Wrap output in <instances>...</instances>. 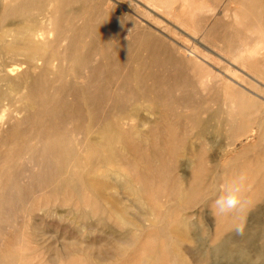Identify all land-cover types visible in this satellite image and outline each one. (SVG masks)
Returning <instances> with one entry per match:
<instances>
[{
    "label": "rangeland",
    "instance_id": "rangeland-1",
    "mask_svg": "<svg viewBox=\"0 0 264 264\" xmlns=\"http://www.w3.org/2000/svg\"><path fill=\"white\" fill-rule=\"evenodd\" d=\"M223 7L0 0V35L51 28L41 51L0 52V264H264V36L236 35ZM254 22L248 11L243 23ZM3 38L0 48L13 36ZM185 39L209 56L188 82L171 58ZM207 73L216 81L200 84ZM241 170L249 209L215 216L214 198Z\"/></svg>",
    "mask_w": 264,
    "mask_h": 264
},
{
    "label": "bare ground",
    "instance_id": "bare-ground-1",
    "mask_svg": "<svg viewBox=\"0 0 264 264\" xmlns=\"http://www.w3.org/2000/svg\"><path fill=\"white\" fill-rule=\"evenodd\" d=\"M5 2L7 0H4ZM187 0H182V3L186 2ZM247 2L248 0H221V2L223 3V9L221 10L222 12V17L224 19H227V18H230L232 17L236 22H237V31H236V35H240L242 36L243 34H245L246 36H250L251 38H261L262 36H264V25H262L261 21H260V15L258 14V9L257 7L261 8V7H264V1L262 0H250L252 3H254V6H255V10H251L249 9V15L250 17L252 18L253 21H255L253 24H245L243 23V19L246 18V14H247V7L245 5H243L241 2ZM108 2V1H107ZM110 2V1H109ZM159 3L155 2L153 3V6H156V8H159L157 6ZM232 4V5H231ZM108 5V4H106ZM226 5H228V8L226 7ZM238 5V6H237ZM233 6V9H232V13L230 14L229 13V7H232ZM132 12V11H131ZM44 20L46 21V24L47 26H52V21H53V15L52 13H49L48 15L45 16ZM183 24L184 26H187L185 25V23H181ZM189 28V26H188ZM192 30V33L193 35L196 33H198L199 30L197 29H191ZM9 32V33H8ZM12 32V33H11ZM132 32V31H131ZM51 33V28H47V29H43V28H36V26H33L32 24H22L20 26H18L17 28L15 29H9V30H6L4 31L3 33H1V37H0V42L3 43L4 42V38H3V34L5 35H12L13 36V39H10V41H8L6 44H2V47L0 48V52H10V53H27V54H32L33 52H38V51H41L43 50L42 47H44V45L47 44L48 42V36L50 35ZM154 33V32H153ZM201 33V34H200ZM199 34L201 35V38L204 39L207 35H206V32L203 30L201 31ZM125 37L127 36V33H125ZM199 35V36H200ZM154 36V35H153ZM194 37V36H192ZM112 40V39H111ZM21 42L24 46L19 48L17 47L16 43H19ZM203 46V45H202ZM201 46V47H202ZM222 51H224L226 53V55L228 54V49L222 47L220 48ZM221 54V53H220ZM173 60V63L175 64V67H178V68H183V69H187L186 73L183 78H184V81L185 82H188L190 81V79L192 80V77L189 76V72L192 74L193 70H194V67H196L197 65L201 67L202 63L200 62L201 59L205 60L209 58L208 56V52H206L203 48L200 50L199 47L193 43L192 41L190 42L188 39H185V43H182L180 44L177 49H176V53L175 55L171 57ZM212 59V58H211ZM172 63V64H173ZM22 65V64H21ZM11 68V67H10ZM15 69V68H14ZM10 70V69H9ZM18 70V69H17ZM228 72H224L226 75L229 76L228 73H232V69H227ZM11 73V72H9ZM132 73V72H131ZM220 77V79H223L224 80V77L223 76H218ZM216 78L214 76H212L210 73H207L205 75H203L201 78H200V84L201 83H206V84H210V83H213V81L215 82ZM22 91V89L20 90ZM17 96V95H16ZM264 99V98H262ZM16 104V103H15ZM31 106V105H29ZM146 107V106H145ZM1 111V110H0ZM3 111V110H2ZM2 114V112H1ZM0 114V115H1ZM17 115V114H16ZM262 117V116H261ZM2 119V118H0ZM129 120V119H128ZM126 120L123 122V126H128L129 124V121ZM140 129V128H139ZM250 132L245 135L243 138L239 139L236 143H234L233 145V149H236L237 147L239 146H243V145H246L248 144L249 142H252L254 140V137H256V133H257V128L253 127L249 130ZM234 152V150H232ZM226 155V153L224 154ZM223 157V155H222ZM221 158V157H220ZM219 158V159H220ZM222 159V158H221ZM221 161V160H220ZM108 177V176H107ZM104 185V184H103ZM79 195V194H78ZM147 196V195H146ZM73 206V205H72ZM65 210V209H64ZM53 212V211H52ZM68 212V211H67ZM59 218V217H57ZM69 221V220H68ZM41 222V221H40ZM59 223V222H58ZM63 223V222H62ZM67 223V222H66ZM40 224V223H39ZM61 225V224H60ZM38 227V226H37ZM36 227V228H37ZM40 227V226H39ZM49 227V226H48ZM52 227V226H51ZM178 229L177 231H181V235L184 236V233L185 231L188 229V226L185 224V223H180L178 224ZM53 228V227H52ZM64 228V226H63ZM43 229V228H42ZM46 229V228H45ZM65 229V228H64ZM69 229V228H68ZM34 230V229H33ZM39 230V231H38ZM48 230V229H47ZM52 230V229H51ZM59 230H60V227H59ZM38 233L41 231L40 229H37ZM45 231V230H44ZM62 231H66V230H60V232ZM69 231V230H68ZM35 232V231H34ZM47 231H45V234H46ZM59 232V233H60ZM42 233V231H41ZM49 233V232H47ZM58 233V234H59ZM63 233V232H62ZM70 233V232H69ZM35 234V233H34ZM44 234V233H43ZM50 234V233H49ZM49 234L48 237L50 236ZM62 235V234H60ZM69 235V234H68ZM38 236V235H37ZM44 236V235H43ZM51 237H53L51 235ZM55 237V235H54ZM53 237V238H54ZM60 237V236H59ZM40 242H41V238H40V235L39 237H37ZM62 238V236H61ZM60 238V239H61ZM74 238V237H73ZM35 239V238H34ZM48 239V238H47ZM45 239V240H47ZM55 239V238H54ZM64 239V238H62ZM71 239V238H70ZM1 240V239H0ZM43 240V239H42ZM59 241V239H57ZM73 241H76V239H71ZM71 240L67 239V241H70L68 242L69 245L71 242ZM93 240V239H92ZM44 241V240H43ZM64 242H67L65 240H63ZM46 242V241H45ZM43 243V242H41ZM52 243V242H50ZM56 243V242H54ZM53 243V244H54ZM77 243L79 244V242L77 241ZM76 243V244H77ZM100 243V242H99ZM52 244V245H53ZM74 243H72L73 245ZM40 245V243H39ZM86 245V244H85ZM99 245V244H98ZM101 245V244H100ZM42 246V245H41ZM80 246V244H79ZM89 246V245H88ZM93 246V245H92ZM90 246V248L92 247ZM102 246V245H101ZM67 247V246H66ZM65 248V250H67V248ZM74 247V246H72ZM76 247V246H75ZM86 247V246H84ZM103 247V246H102ZM43 248V247H42ZM57 248V247H56ZM59 248V247H58ZM61 248V247H60ZM88 248V247H87ZM94 248V247H93ZM47 251H48V248H46ZM55 249V248H54ZM63 249V247H62ZM96 250L100 249V248H95ZM106 250V248H104ZM108 249V248H107ZM112 249V248H111ZM58 250V249H57ZM57 250H54L53 252L55 253V251L57 252ZM76 250V249H75ZM78 250V248H77ZM63 251V250H62ZM70 251H73V250H70ZM95 251V250H94ZM101 251V250H100ZM46 252V251H45ZM49 252H52L50 251L49 249ZM89 252L90 249H89ZM104 252V251H103ZM60 253V252H59ZM67 253V252H66ZM107 252H105V255H106ZM108 254V253H107ZM52 255V254H51ZM55 255V254H54ZM53 255V256H54ZM62 255V254H61ZM97 255V252L96 254H94V256ZM99 255V254H98ZM103 255V254H102ZM101 255V257H102ZM108 256V255H106ZM110 256V255H109ZM101 257H98V258H101ZM104 257V256H103ZM102 257V259H103ZM52 258V257H51ZM57 258V257H56ZM2 259V258H1ZM105 259V257H104ZM51 260H54L53 258ZM56 260V259H55ZM18 262V261H17Z\"/></svg>",
    "mask_w": 264,
    "mask_h": 264
},
{
    "label": "clouds",
    "instance_id": "clouds-1",
    "mask_svg": "<svg viewBox=\"0 0 264 264\" xmlns=\"http://www.w3.org/2000/svg\"><path fill=\"white\" fill-rule=\"evenodd\" d=\"M248 175L241 170L226 180L212 202L215 216H240L249 209L252 201L248 195ZM245 225L240 222L234 226L238 235L244 233Z\"/></svg>",
    "mask_w": 264,
    "mask_h": 264
}]
</instances>
